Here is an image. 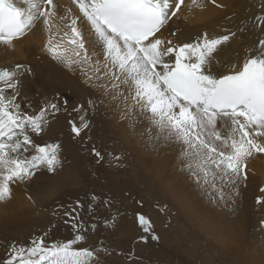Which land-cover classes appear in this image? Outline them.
I'll list each match as a JSON object with an SVG mask.
<instances>
[{"label": "snow or ice", "instance_id": "snow-or-ice-1", "mask_svg": "<svg viewBox=\"0 0 264 264\" xmlns=\"http://www.w3.org/2000/svg\"><path fill=\"white\" fill-rule=\"evenodd\" d=\"M23 3L26 8L14 0H0V44L12 45L42 21L49 33L46 50L57 61L90 72L89 81H102L97 86L123 106L122 118L139 113L158 130L157 139L179 145L181 162L197 184L216 189L220 200L225 194L217 181L239 195L248 159L264 154V38L239 68L214 72L215 54L235 33L210 37L205 32L179 45L160 35L185 0H72L80 15L66 9L60 16L62 27L54 25V0ZM191 3L204 6L198 0ZM81 21L88 26L87 39ZM258 21L264 26V17ZM100 55L102 60H93ZM22 69L19 64L15 70L0 68V202L11 198L13 182L35 179L48 189L63 182L60 145L41 146L33 140L47 126L49 111L55 114L60 107L48 103L36 115L23 111L17 102ZM8 90L11 94L6 95ZM87 127V122L80 127L72 122L76 136ZM30 148L35 154H28ZM91 199L94 203L98 197ZM63 215L72 221L73 238L46 244L41 236L28 248L13 245L6 264H92L97 253L77 247L86 239L79 213L73 207ZM139 222L149 231L145 216L140 215Z\"/></svg>", "mask_w": 264, "mask_h": 264}, {"label": "rangeland", "instance_id": "rangeland-1", "mask_svg": "<svg viewBox=\"0 0 264 264\" xmlns=\"http://www.w3.org/2000/svg\"><path fill=\"white\" fill-rule=\"evenodd\" d=\"M255 2L257 3L253 4ZM233 5V9L227 7V5H223V7L220 6V8H222L221 11L213 17L212 21L202 23L201 26H194L196 27L193 29L195 34L190 37H195V39H197L203 34V31L207 32L210 37L211 35H222V33L223 35L225 33H235V36L227 43L230 44L231 47L242 50L244 46H246L245 34L248 31L247 29H249L248 27L253 26L260 14V17H264V0H236ZM254 5L256 7H254ZM256 10L258 11L256 12ZM217 24L222 27H219ZM244 27L246 29H244ZM221 28L225 29L222 31L220 30ZM195 39L191 40V38H189L188 41L191 43V41ZM89 85L92 86V89ZM93 85H95L94 82H88V87L86 86V96L89 100L94 102L93 105H95L99 111L97 115L101 114L103 119H101V117L100 119L96 117L97 120L92 130L97 129L96 132L100 133L104 142L103 145H100V140L97 141L98 143H91L89 155L85 154L86 159H84V165L87 167H84L89 175V178L87 180L85 178L84 181L86 192L85 203L82 207H79L77 202L80 197L76 194L75 196L72 194L67 202L63 199L66 195L68 197L71 192H76L73 190L75 188L77 190L81 186L82 170H76L72 174H66L63 173V169H60V175L66 174L68 176L63 178L62 183L56 184V186L50 188L52 193L50 192L49 197H43L42 194L49 193L50 189L42 188L37 182V190L35 191L37 197L36 203L42 199L41 201L43 204L42 202L41 204L40 202L38 204H33V199L28 198V203L26 202V205L24 204L22 208L24 207L23 209L27 211V215L32 211L34 212L28 215H31L32 219L30 218L31 216L28 217L26 215L28 219L26 217L23 219L27 220L26 223L24 221L23 224L26 228L24 229L21 224L20 227L13 230V233H8L7 237L10 240H14V243H17L21 238L24 240L30 238L33 231L32 237L36 235L37 238L43 236L46 244H50L53 241H67L73 238L74 232H72V221L70 218L65 217L63 213L65 210H70L75 207L76 211L79 213L78 218L83 223L86 230L85 241L78 244L77 247H87L97 253V258L92 261V264H264V154H256L257 157L260 158H257L254 154L253 156L254 158L256 157V159L252 160L253 156L251 159H248L247 168L245 169L247 179H242L239 182L237 189L239 195L234 194L232 186L226 184L220 185L219 181H217V187H223L225 194V199L220 200L219 193L216 189L197 184L190 174L183 170L185 168L181 162L179 145L166 143L163 139H157V129L139 113H136L134 116L122 118V105H117L118 103L116 101L113 102L110 94H105L106 96L101 94L100 96V93L97 92V90L100 89L96 85L95 88ZM41 90L42 87L40 88V91ZM122 90L124 89L122 88ZM124 91L126 92V90ZM102 96L106 97V99ZM105 100L108 102H105ZM107 103H109V105L111 104V107L115 108V110L112 111L109 109ZM56 104L60 103L58 102ZM62 104H64L63 106L65 107L66 103L64 98H62L61 105ZM58 115H60V113ZM104 116L106 118H104ZM64 118L68 120L66 114ZM49 120L50 119H48V121ZM60 122L61 121L57 119L56 115L52 116V120L42 132L43 134L33 135V137L37 139V142L41 141V138H44L48 133V128L53 124L56 125L55 127H62V125L59 124ZM66 122L68 123V121ZM136 124L139 126V129ZM100 127L101 130H98ZM154 133L156 135H154ZM150 138L153 139V142L150 141ZM155 139L156 144L154 143ZM88 142L92 141L88 140ZM135 143L137 145H135ZM153 144L158 146H153ZM100 148H103L108 155L104 157L105 164L102 162L103 159L94 155L95 152L93 149L100 152L102 156L103 151L99 150ZM162 155L165 157H162ZM160 156L162 157L161 159ZM117 157L119 159H117ZM154 157L155 159H153ZM87 158H89L92 163H90L91 161L89 162ZM164 158L169 164L164 161ZM114 160L124 168L121 176L120 173L116 172L114 168L111 167L112 161ZM152 161H154V163ZM146 163L150 165L148 166ZM166 163L170 166H167ZM144 165H146V167H144ZM257 166H260L262 170L260 167L258 169ZM256 171L257 173L255 174ZM130 172L134 173L131 174ZM182 173L186 175H181ZM257 174L259 176H257ZM176 175L177 177H175ZM120 177H122L125 185L123 181L121 183ZM125 180H128L127 182L129 184ZM183 182L186 184L183 185ZM130 184L131 187L129 186ZM12 192L13 194L18 193L15 189H13ZM184 195L185 197H183ZM186 195L188 196L186 197ZM212 195L215 197L213 198ZM93 196L98 197V200L94 203L91 199ZM204 197L208 198L204 199ZM184 199L188 200V203H186ZM70 200H72L71 203L69 202ZM105 201L108 203L105 204ZM14 202H16L15 199L10 198L6 200V203L0 202V205L8 211L10 209V211H15V213H17L18 210L16 205L13 204ZM199 202H201L204 207L198 204ZM204 202L208 204L204 205ZM219 202L223 207H221ZM193 204H196L195 207ZM197 205L202 208H196ZM210 205L212 207L215 205V207L211 208ZM26 208H30L31 210H27ZM198 208L202 210V213L198 212ZM224 210L227 214L226 212L224 213ZM193 212H195L196 215L192 214ZM212 212L214 215H212ZM139 214H143L147 221L150 222L148 225L149 231L145 232V226L142 227L140 224ZM221 215L224 221H222ZM210 218L212 220H210ZM66 220H69V222L65 223ZM155 220L158 221L156 222ZM25 224L27 225L25 226ZM221 224L224 225L221 226ZM223 227H225V231L222 230ZM22 229L25 232L22 231ZM66 230H69V232ZM56 231H58V233H56ZM227 233H229V235ZM13 234L15 237L12 236ZM143 237H146V239ZM154 237H158V239H154Z\"/></svg>", "mask_w": 264, "mask_h": 264}, {"label": "bare ground", "instance_id": "bare-ground-1", "mask_svg": "<svg viewBox=\"0 0 264 264\" xmlns=\"http://www.w3.org/2000/svg\"><path fill=\"white\" fill-rule=\"evenodd\" d=\"M236 0H216V4L213 5L210 0H198V3L203 4V7H197L191 3V0H185V3L181 6L180 12L177 14V16L173 17L169 23L166 25L164 29H162L160 35L164 39H171L173 43L179 45L183 43H190L188 41L189 38L195 39L193 36L194 30L196 27L194 26H201L202 23H207L209 21L213 20V17L221 11L222 8H220L221 5H227V7L233 9L234 5L233 3ZM253 1V0H252ZM260 1V0H259ZM14 2L17 4L18 7L26 8L27 5L23 3V0H14ZM54 3L57 5V15L54 17V25L62 27L63 21L60 20V16L65 14V10L68 8L72 9L73 15H80L79 10L76 8V6L72 3V0H54ZM252 3V2H251ZM257 2L253 3L256 4ZM254 7H256L254 5ZM262 7V6H261ZM253 8V7H251ZM258 8V7H257ZM256 8V9H257ZM255 9V8H253ZM261 10V8H260ZM223 11V10H222ZM258 10H256L257 12ZM222 13V12H221ZM261 13V12H260ZM259 13V14H260ZM258 14V15H259ZM263 14V13H262ZM218 16V15H217ZM261 16V14H260ZM257 18H262V17ZM220 17V16H219ZM254 17V16H253ZM250 19V18H249ZM253 20V18H252ZM246 21V20H245ZM250 21V20H249ZM213 23V22H211ZM217 23V22H216ZM215 23V24H216ZM228 23V22H227ZM249 24V22H247ZM225 24V23H224ZM247 24V25H248ZM193 25V26H192ZM211 25V24H210ZM219 25V24H217ZM226 25V24H225ZM228 25V24H227ZM251 25V24H249ZM213 26V25H212ZM221 25H219L220 27ZM81 30L83 31L86 39L89 38V32H88V26L83 21L80 22ZM194 27V28H193ZM222 27V26H221ZM224 27V26H223ZM246 27V26H245ZM244 27V29H246ZM205 28V27H204ZM211 28V27H209ZM218 28V27H216ZM226 28V27H225ZM224 28V29H225ZM247 33L245 34L246 38V46L241 50L239 48L231 47L230 44L226 43L224 45H221L215 54V61H218V64L214 62L213 71L214 72H225L228 71L230 68H232L233 65H235L237 68L242 64L243 60L245 59L246 55L249 53V50H254L258 46V41L262 38H264V26H259L258 19L254 22L252 27H248ZM220 29V30H224ZM228 29V28H226ZM211 30V29H210ZM53 35L55 36L56 28H53ZM208 31V30H207ZM217 32V31H216ZM246 32V31H245ZM199 33V32H198ZM203 33H205L203 31ZM218 33V32H217ZM229 33V32H228ZM227 34V33H225ZM216 35V34H214ZM220 35V34H219ZM223 35V33H222ZM199 36V34H198ZM212 36V35H211ZM197 37V36H196ZM200 37V36H199ZM49 39V33L47 29L45 28L42 21L37 22L30 30L26 32V34L23 37L17 38L12 45H4L0 44V68H7L9 70H15V65L19 64L23 66V75L19 77L21 83L18 85L19 89V96L17 97V102L22 104V110L27 111L29 115H36L39 113L41 108L45 106L48 103H60L57 104L60 107V111L56 112L55 114H52L51 111H49L47 118L50 119L48 123L52 120V116L56 115L57 119H59L61 122L59 123L62 125V127L56 125H52L48 128V133L44 138H41V141L37 142V139L33 137L34 143L38 145H45V144H59V158L61 160V168L63 169V173L66 174H72L76 170L80 171L82 170L81 175V186L76 190V188L71 192V194L67 197V195L63 198L65 202H67L72 194L75 196L78 195L80 198H78L79 205H83L86 201L85 196V185L84 181L89 178L88 171H86L87 166H85L86 159L85 154L89 155L90 153V144L93 142L98 143L97 141L100 140V145H103V137H101L100 133H97L96 130H92L93 126H95V121L100 119L101 114L97 115L99 112L96 108L94 102L89 100L86 96V86L88 82H90L87 78L88 75H91L90 72L86 73L85 71H82V69L78 66H73L71 68L67 67L64 63L57 61L54 56L46 50V45ZM58 40L59 37H56ZM190 40V41H191ZM196 40V39H195ZM194 40V41H195ZM244 41V40H243ZM193 42V41H191ZM232 43V42H231ZM247 47V48H246ZM247 49V50H246ZM90 54L92 49H89ZM103 59L102 55L99 57H93V60L95 59ZM26 69H30L29 71H26ZM94 84L97 86L98 84L102 83V81H95L93 80ZM93 85V86H95ZM90 86V85H89ZM95 86V88H96ZM42 87V90L40 91V88ZM88 87V86H87ZM92 86H90L91 88ZM98 87V86H97ZM100 90H97V92L103 95H107L100 87H98ZM92 89V88H91ZM94 89V87H93ZM96 90V89H95ZM96 92V91H95ZM11 94V90H8L6 92V95ZM105 95V96H106ZM110 96V95H109ZM108 96V97H109ZM103 97V96H102ZM44 98V99H43ZM62 98L66 101L65 107L64 104L61 105ZM106 99V97H103ZM110 99V98H109ZM108 99V100H109ZM105 102H108L105 100ZM112 102V101H111ZM110 102V103H111ZM114 102V101H113ZM112 102V103H113ZM106 104V103H105ZM108 104V108L112 111L115 110V108L111 107V104ZM114 104V103H113ZM118 105V104H117ZM107 106V105H106ZM104 107V106H103ZM106 108V107H104ZM121 111H123V106H121ZM65 109V113H64ZM60 113V115H58ZM67 116L68 120H65L64 116ZM121 114V113H120ZM81 116L84 117L83 122H87L88 127L82 128L81 134L79 136H76L75 133L72 132V122H74L78 127L82 126ZM108 116V115H107ZM54 118V117H53ZM104 118H106L104 116ZM135 118V117H134ZM101 119H103L101 117ZM108 119V118H107ZM110 119V118H109ZM56 120V119H55ZM65 120V121H64ZM145 120V119H144ZM58 121V120H57ZM68 121V123L66 122ZM102 121V120H101ZM99 122V121H98ZM132 122V121H131ZM57 123V122H56ZM136 123V122H135ZM134 124V123H133ZM99 125V124H98ZM135 125V124H134ZM137 125V124H136ZM146 125V124H145ZM133 127V126H132ZM138 129L139 126L137 125ZM136 127V128H137ZM124 128V127H123ZM126 128V127H125ZM129 128V127H128ZM117 129V128H115ZM142 129V128H141ZM98 130H101V127L98 128ZM149 131V130H148ZM158 131V130H157ZM88 132V134H87ZM127 132V131H126ZM87 135H86V134ZM138 133V132H137ZM43 134V133H42ZM105 135V134H104ZM146 135V134H144ZM153 135V134H152ZM151 135V137H152ZM154 135H156L154 133ZM157 136V135H156ZM155 136V137H156ZM86 137V139H85ZM138 137V136H137ZM136 137V138H137ZM140 137V136H139ZM148 137V135H147ZM150 137V136H149ZM84 138V139H83ZM134 138V137H133ZM153 138V137H152ZM142 139V138H141ZM151 139V138H150ZM162 139V138H161ZM88 140H91L92 142H88ZM151 139L150 141H152ZM137 141V140H136ZM135 141V142H136ZM144 141V140H142ZM160 141V140H159ZM163 141V140H162ZM161 141V142H162ZM153 142V141H152ZM156 142V139L154 143ZM158 142V141H157ZM137 143V142H136ZM135 143V145H137ZM149 144V143H148ZM156 144V143H155ZM153 144V146L155 145ZM163 144V143H162ZM99 145V144H98ZM161 145V144H160ZM151 146V145H150ZM158 146V145H155ZM141 148V147H140ZM148 148V147H147ZM114 149V148H113ZM99 150L103 151L102 157L104 162V157L108 156L107 153L104 151L103 148H100ZM141 151V149H140ZM105 152V153H104ZM29 155L35 154V150L30 148L29 149ZM142 154V153H140ZM155 154V152H154ZM95 155V154H94ZM143 155V154H142ZM147 155V154H145ZM160 155V154H159ZM158 155V157H159ZM256 155V154H255ZM260 155V154H259ZM263 155V154H262ZM141 156V155H140ZM153 156V155H152ZM156 157V156H155ZM155 157L153 159H155ZM162 157H165L162 155ZM160 156V159L162 158ZM257 157V155H256ZM254 156L252 157L254 159ZM263 157V156H262ZM261 157V159H262ZM260 158V157H257ZM89 158H87L88 160ZM123 159V158H122ZM145 159V156H144ZM147 159V158H146ZM157 159V158H156ZM167 159V157H166ZM251 159V158H250ZM264 160V159H263ZM91 160L89 159V162ZM134 161V160H132ZM156 161V160H155ZM158 161V159H157ZM165 161V158H164ZM154 163V161H152ZM151 162V164H152ZM167 162V160L165 161ZM255 162V161H254ZM261 162V160H260ZM92 163V161L90 162ZM121 163V162H120ZM133 163V162H132ZM159 163V161H158ZM157 163V165H158ZM168 163V162H167ZM166 163V164H167ZM253 163V162H252ZM103 164V163H102ZM111 164V162H110ZM147 164V163H146ZM169 164V163H168ZM167 166H170L168 165ZM92 165V164H91ZM96 165V164H95ZM148 165V164H147ZM150 165V164H149ZM148 165V166H149ZM156 165V164H154ZM251 165V163H250ZM255 165V164H254ZM85 166V167H84ZM100 166V165H99ZM166 166V167H167ZM253 166V165H252ZM90 167V166H89ZM112 168L118 173H120V176L123 174V167L119 165L118 162L112 161ZM146 167V165H144ZM182 167V166H181ZM251 167V166H250ZM256 167V166H255ZM258 167V166H257ZM260 167V166H259ZM258 167V169H259ZM130 168V167H129ZM132 168V167H131ZM263 168V167H262ZM95 169V168H94ZM145 169V168H144ZM162 169V168H161ZM167 169V168H165ZM164 169V170H165ZM253 169V168H252ZM261 169V167H260ZM105 170V169H104ZM136 170V169H134ZM132 170V171H134ZM141 170V169H140ZM151 170V169H150ZM186 171L185 169H183ZM262 170V169H261ZM90 171V170H89ZM95 171V170H94ZM130 171V170H129ZM128 171V172H129ZM149 171V170H148ZM147 171V172H148ZM112 172V171H111ZM141 172V171H140ZM177 172V171H176ZM253 172V171H252ZM261 172V171H260ZM96 173V172H95ZM103 173V172H102ZM131 173V172H130ZM134 173V172H133ZM131 173V174H133ZM137 173V172H136ZM186 173H188L186 171ZM257 171L255 172V174ZM264 173V172H263ZM60 174V173H59ZM60 175L61 177L65 178L68 175ZM77 174V173H76ZM111 174V173H110ZM127 174V173H126ZM130 174V176H131ZM144 174V172H143ZM148 174V173H147ZM159 174V173H158ZM185 174V173H184ZM183 173L181 175H184ZM109 175V174H108ZM114 175V174H113ZM138 175V173H137ZM142 175V174H141ZM186 175V174H185ZM263 175V174H262ZM126 176V175H125ZM166 176V175H164ZM189 176V174H188ZM257 176H259L257 174ZM98 177V176H97ZM111 177V176H110ZM113 177V176H112ZM169 177V176H167ZM177 177V175L175 176ZM181 177V176H180ZM256 177V176H255ZM71 178V177H70ZM99 178V177H98ZM114 178V177H113ZM121 183H122V177H120ZM134 178V177H133ZM141 178V177H140ZM139 178V180H140ZM189 178V177H188ZM103 179V178H102ZM109 179V178H108ZM142 179V178H141ZM174 179V178H173ZM176 179V178H175ZM191 179V178H190ZM189 179V180H190ZM257 179V178H256ZM259 179V178H258ZM66 180V179H65ZM135 180V179H134ZM108 181V180H107ZM105 181V182H107ZM126 181V180H125ZM128 181V180H127ZM126 181V182H127ZM130 181V180H129ZM141 181V180H140ZM181 181V180H180ZM195 181V180H194ZM93 182V181H92ZM145 182V181H144ZM149 182V181H148ZM248 182V181H247ZM261 182V181H260ZM76 183V182H75ZM78 183V182H77ZM110 183V182H109ZM128 183V182H127ZM146 183V182H145ZM262 183V182H261ZM112 184V183H111ZM114 184V183H113ZM124 184V181H123ZM129 184V183H128ZM139 184V183H138ZM142 184V183H141ZM186 184L183 182V185ZM190 184V183H189ZM125 185V184H124ZM136 185V184H135ZM140 185V184H139ZM145 185V184H144ZM150 185V184H149ZM168 185V184H167ZM40 186V185H39ZM56 186V185H55ZM119 186V185H118ZM121 186V185H120ZM127 186V185H126ZM131 187V184L129 185ZM141 186V185H140ZM143 186V185H142ZM152 186V185H151ZM12 190L15 189L18 191V193L12 192L11 198H14L16 202L13 204L16 205L18 212L15 213V211H9L5 209L4 207H1L0 205V264H6V261L8 260L10 254H11V248L13 245L20 247L24 246L25 248H28L31 246V242L33 239L37 238L36 236L31 237L24 240L20 239L19 242H15L14 240H10L7 237L8 233H13V230L17 227H20V225L24 224V221L26 223L27 220H23L24 217L27 218L28 215L26 214L27 211H25L22 206L27 202L28 198L33 199V204L37 202V197L35 191L37 190V181L34 179L32 181L28 182H13ZM125 187V186H124ZM153 187V186H152ZM178 187V186H176ZM197 187V186H196ZM126 188V187H125ZM135 188V187H134ZM145 188V187H144ZM156 188V187H155ZM154 188V189H155ZM165 188V187H164ZM64 189V188H63ZM140 189V188H139ZM145 190V189H144ZM148 190V189H147ZM152 190V189H150ZM157 190V189H156ZM178 190V189H177ZM192 190V189H191ZM250 190V189H249ZM43 191V190H42ZM155 191V190H154ZM158 191V190H157ZM156 191V192H157ZM161 191V190H160ZM188 191V190H187ZM197 191V190H195ZM50 192L52 193V190L50 189L49 193L42 194L43 197H49ZM189 192V191H188ZM211 192V191H210ZM248 192V190H247ZM41 193V192H40ZM214 193V192H213ZM158 194V193H156ZM191 194V193H190ZM189 194V195H190ZM53 195V194H52ZM183 195V194H182ZM188 195H186L187 197ZM185 197V195L183 196ZM182 197V198H183ZM192 197V196H191ZM210 197V196H209ZM214 198L215 196L212 195ZM52 198V197H51ZM206 197H204L205 199ZM208 198V197H207ZM206 198V199H207ZM211 198V197H210ZM26 199V200H25ZM196 199V198H195ZM203 199V197H202ZM42 200V199H41ZM38 201V203L42 201ZM59 200V199H58ZM215 200V199H214ZM213 200V201H214ZM228 200V199H226ZM225 200V201H226ZM50 201V200H49ZM72 200L69 202L71 203ZM186 203H188L186 199H184ZM210 201V200H209ZM212 201V200H211ZM224 201V202H225ZM12 202V200H11ZM32 202V201H31ZM215 202V201H214ZM228 202V201H226ZM6 203V201H4ZM3 203V204H4ZM28 203V202H27ZM36 203V204H38ZM155 203V202H154ZM205 203V202H204ZM218 203V202H217ZM222 203V201H221ZM12 204V203H11ZM43 204V202H42ZM198 204H201L199 202ZM208 204L207 202L204 204ZM210 204V203H209ZM213 204V203H212ZM220 204V202H219ZM224 204V203H223ZM26 205V204H25ZM189 205V204H188ZM192 205V204H191ZM190 205V207H191ZM194 205V204H193ZM196 205V204H195ZM194 205V207H195ZM216 205V204H215ZM214 205V207H215ZM221 205V204H220ZM226 205V203H225ZM10 206V203H9ZM8 206V207H9ZM35 206V205H32ZM202 206V204H201ZM199 205L197 207H201ZM7 207V208H8ZM15 207V206H14ZM80 207V206H79ZM187 207V205H186ZM189 207V206H188ZM204 207V206H202ZM201 207V208H202ZM211 208H214L210 205ZM220 207V206H219ZM223 207V205H221ZM220 207V208H221ZM228 207V206H227ZM219 208V209H220ZM14 209V208H13ZM27 209V208H26ZM30 209V208H29ZM27 209V210H29ZM156 209V208H155ZM154 209V210H155ZM199 209V208H198ZM207 209V208H206ZM229 209V208H228ZM31 210V209H30ZM196 210V209H195ZM226 210V209H225ZM224 210V213L226 212ZM37 211V210H36ZM149 211V210H148ZM193 211V210H192ZM191 211V212H192ZM198 211V210H197ZM215 211V209H214ZM153 212V211H152ZM196 212V211H195ZM193 212L192 214H195ZM198 212L202 213V210L199 209ZM216 212V211H215ZM218 212V210H217ZM34 213V212H33ZM81 213V212H80ZM221 213V212H219ZM231 213V211H230ZM88 214V213H87ZM151 214V211H150ZM153 214V213H152ZM156 214V213H155ZM217 214V213H216ZM227 214V212H226ZM27 215V216H26ZM140 215V214H139ZM143 215V214H142ZM160 215V214H159ZM158 215V216H159ZM196 215V214H195ZM204 215V214H203ZM212 215L213 212H212ZM31 216V215H30ZM28 216V217H30ZM226 216V215H225ZM155 217V216H154ZM163 217V216H162ZM210 217V216H209ZM32 219V216L30 217ZM137 218V217H136ZM164 218V217H163ZM194 218V216H193ZM221 218L223 219L222 215ZM241 218V217H240ZM28 219V218H27ZM157 219V218H154ZM195 219V218H194ZM233 219V218H232ZM242 219V218H241ZM160 220V219H159ZM196 220V219H195ZM194 220V221H195ZM210 220H212L210 218ZM156 221V220H155ZM158 221V220H157ZM156 221V222H157ZM203 221V220H202ZM201 221V222H202ZM209 221V220H208ZM207 221V222H208ZM215 221V220H214ZM224 221V219L222 220ZM227 221V220H226ZM210 222V221H209ZM28 223V222H27ZM162 223V221H161ZM171 223V222H170ZM157 224V223H156ZM159 224V223H158ZM163 224V223H162ZM161 224V225H162ZM225 224V223H224ZM223 224V225H224ZM229 224V223H228ZM27 224H25L26 226ZM168 225V224H167ZM221 224V226H223ZM227 225V224H226ZM236 226V225H235ZM24 227V225H23ZM143 227V226H142ZM217 227V226H216ZM229 227V226H227ZM26 227H24L25 229ZM225 227L222 228L224 230ZM70 229V228H68ZM221 229V227H220ZM232 229V227H231ZM65 230V229H64ZM214 230V229H213ZM233 230V229H232ZM22 231H24L22 229ZM27 231V230H26ZM69 232V230H66ZM206 231V230H205ZM225 231V230H224ZM25 232V231H24ZM55 232V231H54ZM73 232V231H72ZM58 233V231H56ZM55 233V234H56ZM16 234V232H15ZM21 234V233H20ZM70 234V233H69ZM229 235V233H227ZM257 234V233H256ZM18 235V234H17ZM44 235V234H43ZM49 235V234H48ZM47 235V238H48ZM233 235V234H232ZM13 237L14 234L12 235ZM21 236V235H20ZM19 236V237H20ZM30 236V235H29ZM257 236V235H256ZM10 237V236H9ZM12 237V238H13ZM22 237V236H21ZM11 238V237H10ZM97 238V237H96ZM251 238V237H250ZM14 239V238H13ZM18 241V240H17ZM264 241V240H263ZM145 248V247H144ZM169 252V251H168ZM261 264V263H260Z\"/></svg>", "mask_w": 264, "mask_h": 264}]
</instances>
